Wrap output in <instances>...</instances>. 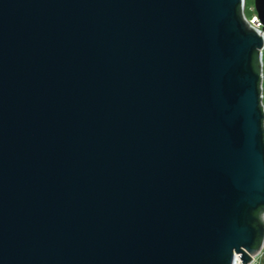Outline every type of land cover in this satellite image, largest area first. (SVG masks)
<instances>
[{
  "label": "water",
  "instance_id": "95a60500",
  "mask_svg": "<svg viewBox=\"0 0 264 264\" xmlns=\"http://www.w3.org/2000/svg\"><path fill=\"white\" fill-rule=\"evenodd\" d=\"M244 10L0 0V264L252 262L264 37Z\"/></svg>",
  "mask_w": 264,
  "mask_h": 264
},
{
  "label": "built area",
  "instance_id": "2783aa9c",
  "mask_svg": "<svg viewBox=\"0 0 264 264\" xmlns=\"http://www.w3.org/2000/svg\"><path fill=\"white\" fill-rule=\"evenodd\" d=\"M244 14L249 24L255 29H257L260 32V34L264 37V24L260 21L255 11V8H253L252 16L247 17L245 10H244ZM263 263H264V246L256 256L252 257V262L249 264H263ZM234 264H244L243 260L241 259V256L237 257Z\"/></svg>",
  "mask_w": 264,
  "mask_h": 264
},
{
  "label": "rangeland",
  "instance_id": "374dc122",
  "mask_svg": "<svg viewBox=\"0 0 264 264\" xmlns=\"http://www.w3.org/2000/svg\"><path fill=\"white\" fill-rule=\"evenodd\" d=\"M253 8H255L254 0H245V13L247 17L253 15ZM263 70H264V51H263ZM263 104H264V79H263Z\"/></svg>",
  "mask_w": 264,
  "mask_h": 264
}]
</instances>
